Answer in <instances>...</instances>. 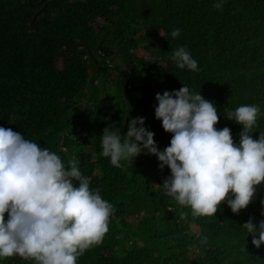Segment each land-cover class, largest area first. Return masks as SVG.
I'll list each match as a JSON object with an SVG mask.
<instances>
[{
	"label": "trees",
	"instance_id": "trees-1",
	"mask_svg": "<svg viewBox=\"0 0 264 264\" xmlns=\"http://www.w3.org/2000/svg\"><path fill=\"white\" fill-rule=\"evenodd\" d=\"M43 1L0 0V127L57 153L66 167L78 163L90 190L113 206L103 242L77 264H264V244L254 247L242 227L249 218L257 226L264 220V182L238 214L224 201L214 216L194 218L159 186L171 173L155 155L142 151L121 167L101 155L103 130L123 136L137 117L158 150L170 146L173 134L155 118V96L184 85L214 104V127L229 128L237 146L242 126L225 116L257 105L250 135L258 139L264 0H45L32 21ZM176 28L180 35L173 38ZM181 46L198 71L170 59ZM0 264L36 262L14 256Z\"/></svg>",
	"mask_w": 264,
	"mask_h": 264
},
{
	"label": "clouds",
	"instance_id": "clouds-1",
	"mask_svg": "<svg viewBox=\"0 0 264 264\" xmlns=\"http://www.w3.org/2000/svg\"><path fill=\"white\" fill-rule=\"evenodd\" d=\"M215 7L222 10L223 5ZM180 31L173 29L171 36L178 37ZM170 59L180 69L199 70L183 46ZM155 100V118L165 132L173 134L170 146L158 150L154 133L143 126L144 118L137 117L128 122L123 136L118 129L103 130L101 155L109 157L114 167H121L122 160L132 163L145 150L155 155L159 167L166 165L171 173L159 186L179 205L189 207L194 218L214 216L224 201L234 214L245 209L256 186L264 182V131L256 140L250 135L259 107L242 105L225 116L242 126L237 146L229 128L214 127L219 119L214 104L187 85L157 93ZM229 193L234 199L228 198ZM112 214L113 206L98 189L90 190L78 163L66 167L57 153L0 127V258L77 264L86 250L103 242ZM187 215L181 212V219ZM242 227L252 234L254 247L264 244V220L257 226L249 218Z\"/></svg>",
	"mask_w": 264,
	"mask_h": 264
},
{
	"label": "water",
	"instance_id": "water-1",
	"mask_svg": "<svg viewBox=\"0 0 264 264\" xmlns=\"http://www.w3.org/2000/svg\"><path fill=\"white\" fill-rule=\"evenodd\" d=\"M44 2V4L42 5V7L36 12V14L33 16V19H32V21L35 19V17L37 16V14H39L40 12H41V10L45 7V5H46V2H45V0L43 1ZM42 3V0H37V2H35L34 4L36 5V6H39L40 4ZM32 21H31V25H32ZM127 86H128V81H127V79L125 80V85H124V93L126 94V88H127ZM129 110V109H128ZM127 114H126V116H125V120H124V123H123V126L126 124V121H127Z\"/></svg>",
	"mask_w": 264,
	"mask_h": 264
}]
</instances>
